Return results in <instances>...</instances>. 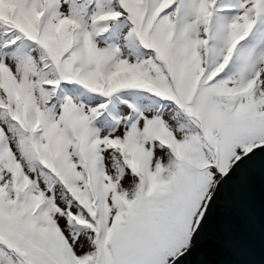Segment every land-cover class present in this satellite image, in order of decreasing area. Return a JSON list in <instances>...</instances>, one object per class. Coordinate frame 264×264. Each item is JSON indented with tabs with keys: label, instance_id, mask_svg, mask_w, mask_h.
<instances>
[{
	"label": "snow or ice",
	"instance_id": "snow-or-ice-1",
	"mask_svg": "<svg viewBox=\"0 0 264 264\" xmlns=\"http://www.w3.org/2000/svg\"><path fill=\"white\" fill-rule=\"evenodd\" d=\"M264 0H0V264H243Z\"/></svg>",
	"mask_w": 264,
	"mask_h": 264
},
{
	"label": "water",
	"instance_id": "water-1",
	"mask_svg": "<svg viewBox=\"0 0 264 264\" xmlns=\"http://www.w3.org/2000/svg\"><path fill=\"white\" fill-rule=\"evenodd\" d=\"M234 249L243 264H264V239L261 231V206L259 189L256 191L251 218L241 217L235 222Z\"/></svg>",
	"mask_w": 264,
	"mask_h": 264
}]
</instances>
